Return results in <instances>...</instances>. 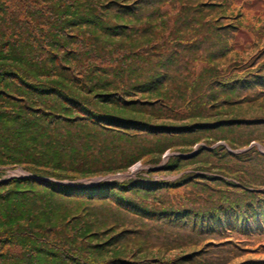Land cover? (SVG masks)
Listing matches in <instances>:
<instances>
[{"label":"trees","instance_id":"1","mask_svg":"<svg viewBox=\"0 0 264 264\" xmlns=\"http://www.w3.org/2000/svg\"><path fill=\"white\" fill-rule=\"evenodd\" d=\"M208 92L226 94L219 109L263 107L264 0H0V167L75 181L227 140L214 132L245 120L174 112L186 108L179 94L197 102ZM192 133L205 135L176 143ZM219 150L174 156L148 173L203 163L220 171L227 153ZM151 180L0 182V264H144L149 258L137 254L145 248L130 250L129 238L143 236L137 226L159 233L155 221L193 232L185 245L204 247L207 264H253L264 255V241L252 238L264 228V190L253 196L233 184L241 195L213 196L202 185L207 177Z\"/></svg>","mask_w":264,"mask_h":264},{"label":"rangeland","instance_id":"2","mask_svg":"<svg viewBox=\"0 0 264 264\" xmlns=\"http://www.w3.org/2000/svg\"><path fill=\"white\" fill-rule=\"evenodd\" d=\"M165 7L164 10L168 9ZM174 8V7H173ZM170 9V8H169ZM163 12V10H162ZM172 12V11H171ZM171 16V14L169 15ZM175 18V17H174ZM173 18V20H174ZM166 20V19H165ZM170 22H167L169 24ZM180 51V50H179ZM180 53L183 55L182 51ZM194 65V64H193ZM201 66L198 65L193 70L195 71V75H200ZM197 80L194 78H189V80ZM225 91V88L221 86L219 89L213 90L214 94L220 95L221 92ZM184 93V92H183ZM189 92H186L185 95H188ZM183 94H179L178 104H186V108L183 111H174L179 114H183L186 116H191L197 114L196 109H201V112L208 113V115H214V119H216L219 112H221L220 116L224 118H240L246 121V124H242L240 126H228L225 128H221L222 131H217V136H225L227 140H219V141H210L205 142L202 140L201 142L196 143V145L188 146L183 148V150H167L160 159V162L155 164H145L140 162H136L131 168L122 173H117L108 176H96L90 177L86 179L75 180V186H85L89 184H97V181L104 179V182H112V181H127L130 179H134L135 181L141 180L145 182L146 179H153L154 181H172L174 179L179 178L184 174H192L193 176L199 177H207L208 180L204 182L205 188L208 187L207 191L214 196V191L220 192V194L227 193L231 196H239L243 193L244 190L250 192L253 196V193L261 192L264 190V161H256L254 157L255 153L259 152L262 156H264V105L263 107H251L246 106L243 108H221L222 102L227 101L226 94L221 96H217L213 98L212 92H208L206 98L202 101L198 100L196 102V98L189 100V96L182 97ZM233 97H229L231 99ZM215 99V100H214ZM225 99V100H224ZM176 104V106L178 105ZM176 108H179L176 107ZM194 111V112H192ZM171 112V111H170ZM193 119H186L183 123H193ZM211 134V133H209ZM205 134L192 133L189 135H183L181 137H174L176 141L181 138H189V140L195 139L196 137H202ZM180 141L176 142L179 144ZM156 144V143H155ZM157 145V144H156ZM145 143L141 144L136 151V155H140L145 151ZM224 148L227 154H221V161L218 164V168L221 169L216 170L215 168L209 167L208 164H201V169L197 168H189L185 167L182 171L177 172L175 174H149L148 172L152 171L151 169H156L166 164L172 157L174 156H190L194 155L199 151V149L203 148L208 151H218L219 148ZM134 151V150H133ZM133 151L131 153H133ZM252 151H254L252 153ZM239 157L240 158H235ZM257 157V156H256ZM156 158V157H154ZM185 159V158H184ZM199 160V159H198ZM254 161V162H253ZM133 168L136 170L133 171ZM157 171V170H155ZM227 171V173H225ZM29 175L23 168L19 166L15 167H0V182L9 181L12 178L22 179ZM32 178L42 182V178L46 179H54L48 177H38L32 176ZM25 179V178H24ZM226 180V181H225ZM69 181V180H65ZM225 181V182H224ZM235 185L243 186V191H238L234 187ZM230 186V187H227ZM240 188V187H239ZM195 190V186H191L188 190ZM187 190V191H188ZM181 191V190H180ZM185 191V192H187ZM207 192V193H208ZM169 193V192H168ZM251 196V195H250ZM259 204L261 203L258 202ZM138 218V217H137ZM140 219V218H138ZM144 223V222H143ZM154 226L160 230L159 233H151L147 235L146 229H141L138 226L133 229L136 230L137 233H143L141 238L139 237H130V250L144 249V252L139 255L140 259L149 258L144 261V264H207L203 262L202 256L200 255V251L204 250V247L200 248L198 246L191 247L189 245H185V240L193 238L190 233L194 236L195 234L189 231L186 228H179L176 226H169L162 221H155ZM175 231L176 233L172 232ZM121 235H119L120 238ZM145 238V239H144ZM260 238V237H259ZM261 239V238H260ZM259 240V239H257ZM147 241L150 243L147 245ZM179 243V244H175ZM175 244V245H173ZM134 245V246H133ZM173 245V246H171ZM205 244L204 246H206ZM164 246V247H163ZM151 250V251H147ZM264 250V248H263ZM210 251L214 252V254H210L212 258L219 259L220 250L215 247ZM127 255V253L125 254ZM252 256H249L250 258ZM255 262L253 264H264V255L254 256L253 258ZM214 261L213 264H219V262ZM223 263V262H222ZM220 263V264H222Z\"/></svg>","mask_w":264,"mask_h":264},{"label":"bare ground","instance_id":"3","mask_svg":"<svg viewBox=\"0 0 264 264\" xmlns=\"http://www.w3.org/2000/svg\"><path fill=\"white\" fill-rule=\"evenodd\" d=\"M136 170V168H133V171Z\"/></svg>","mask_w":264,"mask_h":264}]
</instances>
